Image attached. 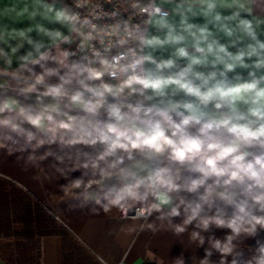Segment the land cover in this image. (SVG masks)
I'll return each instance as SVG.
<instances>
[{
	"label": "clouds",
	"instance_id": "clouds-1",
	"mask_svg": "<svg viewBox=\"0 0 264 264\" xmlns=\"http://www.w3.org/2000/svg\"><path fill=\"white\" fill-rule=\"evenodd\" d=\"M0 150L192 264H264V0H0Z\"/></svg>",
	"mask_w": 264,
	"mask_h": 264
},
{
	"label": "crops",
	"instance_id": "crops-1",
	"mask_svg": "<svg viewBox=\"0 0 264 264\" xmlns=\"http://www.w3.org/2000/svg\"><path fill=\"white\" fill-rule=\"evenodd\" d=\"M49 163L51 160L44 162ZM35 175L34 169L25 170L23 160L18 161L17 155L8 156L0 150V181L8 183L15 200L21 197L24 201L38 203L51 222L26 227L29 235L24 238L26 242L38 243L42 264H171L172 259L181 254L187 264H192L193 255H204L203 249L188 245L186 236L181 243L167 231L141 230L142 222L121 220L115 209L98 216L90 214L87 208L69 209L59 199L62 194L58 184L65 181L57 174H53L51 180L43 177L37 180ZM73 175L78 176L79 172ZM19 212V205L14 203L11 226L14 231L24 228ZM0 264H4L1 259Z\"/></svg>",
	"mask_w": 264,
	"mask_h": 264
},
{
	"label": "trees",
	"instance_id": "trees-1",
	"mask_svg": "<svg viewBox=\"0 0 264 264\" xmlns=\"http://www.w3.org/2000/svg\"><path fill=\"white\" fill-rule=\"evenodd\" d=\"M7 185V182L0 181V259L4 264H42L38 243L26 242L24 237L29 235L26 227H33V223L35 227L48 225L49 217L38 203H28L21 197L15 200ZM14 203L19 205V217L24 225L22 231H14L11 227Z\"/></svg>",
	"mask_w": 264,
	"mask_h": 264
}]
</instances>
